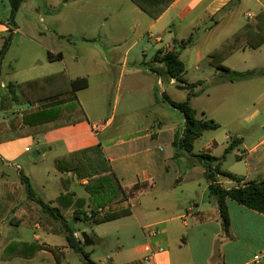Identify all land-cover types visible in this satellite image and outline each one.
Here are the masks:
<instances>
[{"label":"crops","instance_id":"1","mask_svg":"<svg viewBox=\"0 0 264 264\" xmlns=\"http://www.w3.org/2000/svg\"><path fill=\"white\" fill-rule=\"evenodd\" d=\"M67 7L66 3L52 16L63 19L62 23L59 22L62 31L58 36L67 41L68 51L46 47L48 54L62 53V57L57 60H50L48 57V63L60 61L62 66L59 65L53 70L65 71L71 79L85 77L89 81V86L49 100L31 104L14 103L12 108L16 109L15 115H9L10 109L1 111L0 121L9 120L12 116L22 117L47 108L73 106L79 102L86 118L62 127L87 125L92 134L85 131L83 139L77 142L90 140L91 143L86 147L101 143L112 172L129 195L126 200L105 205L110 208L109 212L129 213L103 222L106 224L122 221V231L117 230L116 234L103 232L105 255L103 261L99 263L141 264L144 255L143 245L150 239L148 227L153 225L157 226L161 233L151 239L152 244L165 248V252L158 256L159 264H264L254 261L255 254L264 252V214L233 199H227L231 236L225 235L215 199L209 197V182L205 176L204 164L191 156V161H187L188 157L185 154L176 155L174 141L178 135L182 136L186 120L179 109L164 99V93H167L165 85H177L180 91L185 89L178 86L176 79L162 77L150 68L151 65L156 66L150 61L158 50L172 48L175 40L183 41L193 37L192 42L185 47L178 46L177 50L180 51V57L185 65V57L195 51L194 69L211 70V79L196 81L203 82L199 89L210 86V93L206 95L211 94L213 109L224 111L225 107L230 109L239 107L240 110L243 109L239 115L242 117L251 109L252 102L256 100L264 102V44L258 48L238 49L226 58L224 64L232 70L256 71L251 77L234 81L225 79L222 71L211 65L210 53L227 38L254 25L255 18L264 10V0H175L156 19L143 11L133 0H103V6L90 8V12L97 15V20L108 15L105 18L111 17V22L109 24L103 22L105 28L103 35L96 36L95 28L92 37L82 40L80 44L74 39L67 38L74 30L70 24L73 18L72 10ZM242 7L245 19H252L251 21L245 23L242 21L240 17L242 11L239 12ZM8 15L11 16V10ZM9 18L7 20L0 18V39H4V43L9 32L19 33L21 29L16 19L11 25ZM225 21L233 31L229 37L220 41L218 34ZM197 28H202V31L196 38ZM129 35L134 41L124 50L122 47L128 44ZM146 36L153 45L154 53L149 54L147 52L149 47L144 46L140 56L130 59L128 55L131 47L143 41ZM103 37L111 40L114 45L109 46L108 51L105 49L107 45ZM196 45L199 47L194 50ZM77 46L90 52V55L84 59L81 55H73ZM65 52H70V57ZM187 73L188 70L185 76ZM9 83L1 81L0 87L4 92ZM157 86L161 87V92L157 91ZM205 93L206 90L195 97ZM167 95L175 101H184L181 94L176 93V97L170 93ZM109 106L113 107L112 115L108 111ZM117 112L119 124L113 127L116 119L114 114ZM197 112L199 118L215 117L207 116L208 111L205 109ZM258 114L259 111L244 118L243 121L231 117H226L224 122L215 119L220 127L207 131L211 132V135L201 142L198 149L194 146L193 153L221 156L233 140L239 139L240 143L236 148L238 160L231 159L230 153L225 159L228 171L241 176L243 181L263 179L264 133L257 131L252 133L250 127V121ZM260 127L264 129V121ZM221 128L224 129L223 133L218 132ZM26 149L32 150V147L28 145ZM23 151H19L16 156L21 155ZM1 176L3 179L6 178L5 173ZM62 177L72 179L70 191L77 196L79 195L73 189L74 184L80 183L85 186L88 182L87 179H78L71 172ZM220 182L226 187L237 184L229 178L225 180L220 178ZM19 185L10 181L0 185V264H85L84 259L73 261L69 257L73 249L69 247L58 221L52 224L50 230L40 222L28 225V218L41 215L43 209L29 196L27 189L23 197L14 196L16 189L22 190ZM62 188L59 194L65 191L63 183ZM59 194L50 200H44L56 206ZM37 197L40 196L37 194ZM191 204H194L193 209H190ZM85 208L86 204L82 209L86 211ZM92 208L90 205L89 211ZM96 208L98 207L93 209ZM11 212L13 215H10ZM70 212L66 213V217L71 223L73 215ZM75 223L73 226L77 228ZM12 226L32 228V238L19 235L15 238ZM47 234L63 236L65 242L60 245L51 240H43L42 235ZM27 243L40 244L46 248L40 249L30 257L12 255L33 253V246H26ZM47 247L54 248L56 253Z\"/></svg>","mask_w":264,"mask_h":264},{"label":"trees","instance_id":"2","mask_svg":"<svg viewBox=\"0 0 264 264\" xmlns=\"http://www.w3.org/2000/svg\"><path fill=\"white\" fill-rule=\"evenodd\" d=\"M133 1L143 11L156 19L160 17L175 0ZM23 2L24 0H10L11 16L9 18V23L11 25L15 23L16 15ZM12 36V32H9L6 36L7 39L0 51L1 61L11 47ZM192 41L193 37L183 41L175 40L172 48L158 50L150 61V63L156 66L151 65L150 68L162 77L166 76L176 79L180 88L188 90V100L185 101H175L168 95H164V99L173 107L179 109L184 114L186 120L182 136L178 135L174 141V145L177 149L176 155L188 154L197 159L198 162L204 164L206 168L205 176L209 182V197L215 199L225 235L230 237L231 218L228 211L227 199H233L240 204L264 214V178L243 181L241 176L221 169V165L225 161L227 155L238 147L240 143L239 139L233 140L221 156L193 153L195 142L205 132L217 130L220 124L213 118H199L197 109L191 103V99L204 91L205 86L202 89H196L199 85H203V82H189L185 78L187 68L177 48L178 46L185 47ZM263 44L264 10L257 15L254 25L243 32L227 38L214 49L210 53V63L212 66L222 71V75L225 79L234 81L251 77L256 74V71H235L227 67L224 61L238 49L247 47L258 48ZM48 57L50 60H57L62 57V53L53 54L49 52ZM88 86L89 81L87 78L71 79L65 71L23 82H11L7 85L6 91L0 96V111L12 108L14 103L22 102L31 104L38 101L49 100L67 92L85 89ZM85 118L86 115L79 105V102L74 103L73 106L47 108L25 114L22 117L12 116L9 120L0 121V142L23 136L41 134L54 128L82 121ZM55 167L61 173L66 174L71 172L74 173L78 179L88 180L85 184V189L90 193L93 199L101 200V202H97L96 205H92L94 207H104L107 204L120 202L126 200L129 196L121 186L118 178L112 172V167L104 155L101 143L57 156L55 158ZM222 177L229 178L237 184L226 187L220 182V178ZM71 182L69 177L62 178L65 191L57 197L56 201L58 205L53 206L43 198L37 197L29 177L24 176L23 183L26 184L29 196L35 199L43 209L41 215L29 217L27 223L31 226L35 222H40L47 230H50L52 224L58 221L69 247L81 254L85 264H102L91 259L89 253L86 252V244L82 239L76 237L75 233L78 229L73 226V223L83 221L91 225H98L127 215L129 211L109 212L105 215H98L95 209H93L94 207L90 211L83 210L82 208L86 204V199L70 191ZM67 212L73 215V222L71 223L67 220ZM26 246H33L34 252L12 255L30 257L40 249L46 248V246L35 243H27ZM47 248L56 253L54 248ZM4 256L6 257L7 255L4 254Z\"/></svg>","mask_w":264,"mask_h":264},{"label":"rangeland","instance_id":"3","mask_svg":"<svg viewBox=\"0 0 264 264\" xmlns=\"http://www.w3.org/2000/svg\"><path fill=\"white\" fill-rule=\"evenodd\" d=\"M66 3L68 6L67 8L72 10L71 14H73V18L70 20V24L73 25L72 27L74 29L73 32H71L72 34L68 35L67 38L74 39L78 44H80L82 40L92 37V32L95 28H97V32L95 34L96 36H99L100 34L103 35V31L105 30L103 22L106 21L109 24L111 22V17L105 18L108 16L106 15L104 18L101 17L97 20V15L90 12V8H99L103 6V0H84L80 2H74L73 0H24L15 18L21 27L20 32L13 34L12 47L7 51L4 59L2 61L0 60V83L1 81H5L6 83H9L10 81L13 83L23 82L29 79L42 77L44 75L57 72L53 69L59 65L62 66L60 61L48 63V50L46 47H57V49L68 51V48L66 47L68 44L67 41L58 36V33L62 31L59 27V22L62 23L63 19L52 16ZM243 8L244 7L239 9V12L242 11L240 16L242 21L244 23L251 21L252 19H245L243 14L244 10H242ZM10 10V0H0V18L7 20L8 17H10L8 15ZM85 11L88 12L86 13ZM228 24L225 21L220 27L221 29L218 34L220 41L229 37L233 31ZM201 31L202 28H197L195 32L196 38L199 37ZM130 37L132 36L129 35V38ZM103 40L107 45L105 46L106 51H108L109 46H114L112 45L111 40H106L105 37H103ZM133 41L134 40L130 38L128 40V44H124L123 47H117H122L126 50L133 44ZM3 43L4 39H0V49L2 48ZM144 46L149 47V50L147 51L149 54L154 53L153 45L146 36L143 41L131 47L128 55L129 58L135 59L140 56ZM197 47L199 46L196 45L194 50ZM194 52L195 51L185 57L186 67L188 70L185 78L189 82H196L205 78L211 79V70L197 71L194 69ZM65 53L70 57V52ZM73 55H81L82 59H84L90 55V52H86L85 50H82L81 47L77 46L76 50L73 51ZM149 59L150 58H148V60ZM200 86L196 89H199ZM209 88L210 86H205L206 93L204 95L195 98L193 97L191 99L192 105L198 111L205 109V111H208L207 116L212 117L211 115H215L213 118L219 119V121L222 122H224L226 117L236 118L237 120L243 121L244 118H247L249 115L259 111L257 117H254L250 121V127L252 129V133H255L256 131L258 133H264V129L260 127L261 123L264 121V102H260L258 100L252 102L251 109L247 110L242 117H239L243 110H240L239 107L232 109L225 107L224 111L223 109H213L211 94L206 95L210 93ZM165 89H167V93H170L173 97H176L177 93V95H182V99H184V101L188 100V90L186 89L180 91L177 85L168 84L165 85ZM157 91L161 92V87L157 86ZM3 92L4 90L0 87V93ZM167 93H164V95L166 96ZM159 95L162 96L163 94ZM254 96L255 95L253 94V98ZM108 111L111 113L110 115H112L113 107L109 106ZM8 112L9 115H15L16 109L10 108ZM1 113L2 112L0 111V114ZM114 116L116 119L113 127H117L119 124L118 112L115 113ZM223 130L224 129L221 128L218 132L223 133ZM85 131H87L88 134H92L87 125L84 124L78 126L60 127L39 134L38 136L18 138L11 142L0 143V185L5 181L20 184L19 187H21L22 190L16 189V192H13H15L14 196H17L18 198L20 196L23 197V195H26L27 188L26 184L22 183V181L24 176H28L31 179L33 190L36 195L38 194L45 200H50L56 197L63 189L61 180L64 178L62 176L65 174L56 169L55 158L65 152L73 151L78 148L80 149L89 145V143H91L90 140L77 142L83 139ZM210 135L211 132H207L198 143L195 142V149H198L201 146V142ZM38 139H40V142H38ZM28 145L32 147V150L26 149ZM43 148H46L47 150L43 151ZM22 150H24L23 153L16 156L19 151ZM38 150H40L39 155H34V152ZM236 151L237 149L230 153L229 157L231 159L238 160ZM186 156L188 157L186 160L190 162L191 157L188 154H186ZM221 169L228 171V163L226 161L222 163ZM2 173L6 174V178H4L5 181L1 176ZM222 179L225 180L226 178L222 177ZM3 189L5 190V187ZM73 189L77 191L80 197H84L86 199V211H89L90 205H96L97 202H101L100 199H93L90 193L85 189V186H82L80 183L74 184ZM16 214L18 215V212H16ZM10 215H13V212H11ZM121 223L122 221H115L106 224L102 223L98 225H91L83 221L75 223V226L80 230V233L87 232L94 241V244L88 246L86 245L85 247L86 252L89 253L91 259L98 262L103 261V255H105V251L103 249V232H112L113 234H116L117 230L122 231ZM12 228L14 230L13 236L15 238L18 237V235L25 238H32V228L27 226H12ZM124 234L126 237V231ZM42 236L43 240H51L53 243L60 245L65 242V238L60 235L47 234ZM69 257L73 261L79 260V258L83 260L82 256L73 250L71 251V254H69Z\"/></svg>","mask_w":264,"mask_h":264},{"label":"built area","instance_id":"4","mask_svg":"<svg viewBox=\"0 0 264 264\" xmlns=\"http://www.w3.org/2000/svg\"><path fill=\"white\" fill-rule=\"evenodd\" d=\"M193 208H194V204H191L190 209H193ZM109 210L110 208L107 206L98 207L95 209L96 214L98 215H105L109 212ZM160 233L161 232L157 226L152 225L148 227V235L150 239H148L143 245L144 255H143L141 264H159L158 256L159 254L165 252V248L163 246L155 247L152 244L151 239L159 236ZM75 235L79 239L83 238L80 232H76ZM254 261L259 262V263L264 262V252L255 254Z\"/></svg>","mask_w":264,"mask_h":264},{"label":"water","instance_id":"5","mask_svg":"<svg viewBox=\"0 0 264 264\" xmlns=\"http://www.w3.org/2000/svg\"><path fill=\"white\" fill-rule=\"evenodd\" d=\"M43 151H45V148L42 149ZM40 151H35L34 155H39ZM82 237H83V242L88 246L93 244V240L91 239L90 235L87 232H83L82 233Z\"/></svg>","mask_w":264,"mask_h":264}]
</instances>
